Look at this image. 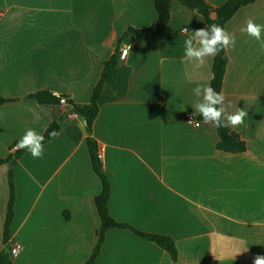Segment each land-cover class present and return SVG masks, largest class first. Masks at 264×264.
I'll return each mask as SVG.
<instances>
[{
	"label": "crops",
	"instance_id": "1",
	"mask_svg": "<svg viewBox=\"0 0 264 264\" xmlns=\"http://www.w3.org/2000/svg\"><path fill=\"white\" fill-rule=\"evenodd\" d=\"M206 1L221 7L230 0ZM249 18L264 25V0L240 8L225 27L236 43L226 50L222 92L228 112H248L231 128L246 142L242 154L218 151V129L187 120L199 115L193 89L213 78L214 57L196 68L184 56V41L204 26L198 12L174 1L165 36L140 48L134 35L124 40L123 50L133 49L123 59V97H102L94 124L112 187L110 213L171 237L179 256L175 262L132 231L111 229L96 264H253L264 255V49L241 32ZM157 19L154 0H0V98L8 101L0 105V160L17 151L27 129L44 135L52 122L31 95L50 91L88 104L118 41ZM87 137L82 118L67 119L41 158L27 151L18 161L14 264H87L92 256L103 184ZM9 171L8 163L0 166V254Z\"/></svg>",
	"mask_w": 264,
	"mask_h": 264
},
{
	"label": "trees",
	"instance_id": "2",
	"mask_svg": "<svg viewBox=\"0 0 264 264\" xmlns=\"http://www.w3.org/2000/svg\"><path fill=\"white\" fill-rule=\"evenodd\" d=\"M174 1H178L192 11L198 12L204 18V26L217 24L226 27V24L234 17L238 10L244 6H248L258 0H230L221 7H215L206 0H154L155 8L158 13L157 21L148 28L135 29L130 28L125 35L118 41L113 56L104 62V69L101 78L93 90L91 100L88 104H77L69 96H57L50 91H40L30 98L38 101L39 105L51 118L52 122L47 131L43 135L45 137L44 144L50 142L56 137H49L48 133L55 129L58 133L62 130L64 121L68 119V114L76 113L79 118H85V131L87 133V143L90 150L92 165L95 173L99 176L103 184V191L96 198V206L101 219V228L98 232V240L95 250L88 260L87 264H96L104 245L106 234L111 229L130 230L139 238L158 245L164 251L168 252L172 259L177 262L179 251L175 241L169 237L158 234H151L137 230L131 225L117 222L110 213V200L112 196V187L105 173L103 161L99 158L98 143L94 138V124L100 113V100L104 96L113 99L123 97L121 87L122 70L124 68L123 43L130 35L136 38V48H140L144 40L148 38H156L165 36L170 23L171 6ZM228 67V56L226 50L221 51L214 56L213 78L210 86L217 92H222L224 78ZM8 101L0 98V105ZM197 122H203L202 117H195ZM219 133L218 151L229 154H242L246 152L247 145L238 133L231 128H217ZM27 152V150H17L7 159L0 160V166L8 163L10 165L9 184H10V200L8 204L7 219L5 225L4 242L6 248L0 254V264H14L10 251L11 243V227L16 216V190H15V169L18 161Z\"/></svg>",
	"mask_w": 264,
	"mask_h": 264
},
{
	"label": "clouds",
	"instance_id": "3",
	"mask_svg": "<svg viewBox=\"0 0 264 264\" xmlns=\"http://www.w3.org/2000/svg\"><path fill=\"white\" fill-rule=\"evenodd\" d=\"M188 33L189 29H183ZM242 33L260 41V47L264 49V25L257 24L253 19L246 20V25L241 28ZM236 38L220 25L211 24L206 27L191 31V34L184 41V56L194 67L199 68L209 57L218 55L221 51L234 47ZM130 51V45L124 48L122 59ZM194 95L198 98L192 105L193 115L199 114L204 124H212L216 128H233L243 125L248 112L244 108L236 107L234 112H228L225 107V95L223 92H217L212 86H197L193 89ZM189 123H192L190 118ZM199 127V122L196 123ZM49 137H56L59 133L53 129L48 133ZM45 137L37 133L34 129H27L24 135L16 143L17 150H27L33 158H41L44 152ZM244 249L241 252L247 251ZM241 252L237 253L240 254ZM236 254V255H237ZM235 258V257H234ZM253 264H264V255H257L253 259Z\"/></svg>",
	"mask_w": 264,
	"mask_h": 264
},
{
	"label": "built area",
	"instance_id": "4",
	"mask_svg": "<svg viewBox=\"0 0 264 264\" xmlns=\"http://www.w3.org/2000/svg\"><path fill=\"white\" fill-rule=\"evenodd\" d=\"M79 116L76 114V113H70L68 114V119L69 120H73V119H78ZM192 119V125H196L197 121L195 119V116H191V115H188L187 117V120L189 121V119ZM14 150H17L16 148H14ZM98 156L101 160H103V151L102 150H99L98 152ZM10 251H11V254H12V257L13 258H17L20 254V246L18 245H13L11 248H10Z\"/></svg>",
	"mask_w": 264,
	"mask_h": 264
},
{
	"label": "water",
	"instance_id": "5",
	"mask_svg": "<svg viewBox=\"0 0 264 264\" xmlns=\"http://www.w3.org/2000/svg\"><path fill=\"white\" fill-rule=\"evenodd\" d=\"M133 49V45H131L130 46V50H132ZM128 55V54H127ZM127 56H125L123 59H125ZM82 120H83V122H84V124H86V119L85 118H82Z\"/></svg>",
	"mask_w": 264,
	"mask_h": 264
}]
</instances>
